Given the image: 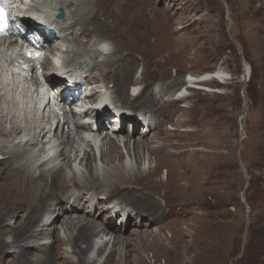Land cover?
<instances>
[{
    "label": "bare ground",
    "instance_id": "6f19581e",
    "mask_svg": "<svg viewBox=\"0 0 264 264\" xmlns=\"http://www.w3.org/2000/svg\"><path fill=\"white\" fill-rule=\"evenodd\" d=\"M19 2L18 0L15 3L18 4ZM104 2L105 0H34V6L36 10H44L48 18L54 21L55 29L63 33V41L68 43V50L63 58L64 66L71 67L76 61L82 60L84 68L81 71L89 74V72L93 73L92 71L98 68L96 75L93 74V80L95 81L94 84L98 83L97 79L101 82L97 86H92L91 89L100 96L103 89L106 88L111 92L113 100L119 101L122 107H132L144 112L149 119L148 130L145 129V125L142 122V126H138L139 121L135 118L123 117L122 122L124 125L117 137H104L101 139L94 137L92 140L87 141L83 139V136H78L75 141L76 150L69 157L62 156L61 151L57 152L53 157L43 160L42 154L47 152L46 146L49 144H52L50 148H55L56 146L55 143L46 140L48 122L44 116L45 111L42 110L43 100L38 97L37 93L32 92L33 87L36 85L34 79L22 88L19 84L21 81L19 76L8 70V58L20 50L16 39L9 37L0 39V153L2 154L0 156V187L4 191L7 187L9 189V195L0 190V208L5 206L3 209L5 213L4 211L0 212V264H97V260L101 257L104 249L110 244L112 246L111 252L99 264H133V253L130 248L134 244H137L142 251L140 253L137 247L138 256H134V260L137 259L140 263L144 261L142 256L144 249L141 248L142 246H146L150 250L156 248V256H153L155 259L160 256L159 251L165 248V236L161 232L172 225L171 221L160 226V229L155 231L154 238L151 241L148 240V237L143 236L147 232H144V234L137 233L139 224L136 220L139 219L138 215L140 213H146L150 218L148 223L151 230L153 229V223L162 222L167 213L165 209L167 203L165 204L164 201L163 206L162 201L159 200L160 198L154 197L155 191H158L155 187L156 183H152V185L146 184L149 177L159 174L162 168L161 163L158 162L157 166L153 167V169L150 168L149 172L147 169L140 167V164L143 161L145 162V160L149 162L159 161L158 155L160 153L167 154L169 157L183 159L187 150L180 149V151L177 150L178 152L175 153L171 152L166 146L172 143L171 146L177 148L178 139H180L179 134L177 132L163 133L165 132L163 126L170 123V118L175 116V110H179L175 107L181 108L180 101L189 98L187 91L192 89L191 87L193 86L191 84H196L194 88L208 91L201 88V86L208 82L219 81L224 84L228 82L221 69L205 72L204 74L209 76L208 80L204 79V74L200 76L192 74L183 80L180 77L168 80L170 75L166 73L165 78L160 83L158 82L159 85L154 84L155 86L150 89H143L138 94H134L133 92L136 91V88L144 84V62L142 61L143 68L141 74L137 77V83L130 85L128 78L132 75L130 73L135 70L136 65L132 63L131 56L126 58V54L122 52L124 47L122 48L121 45V41L124 40L122 38L127 39L128 33L121 38H115L113 35L99 33L101 32L99 31L100 28L107 29V25L99 24L95 28V24L99 23L101 19L103 21L107 20L105 16H102L105 13V10L102 9ZM60 7L66 10V17L57 20L55 16ZM86 21L89 22L87 23ZM119 21L121 23L122 19L119 18ZM139 22L141 21L139 20ZM75 24L76 26L80 25V27H75ZM138 24L136 25L137 27ZM135 27H132L133 30ZM84 31L88 33L86 34ZM205 35L206 33L201 34L200 37L203 39L207 36ZM88 36H90V39ZM72 37L73 42L71 41ZM105 38L110 39L113 44L112 49L107 54H104L100 47L101 43H103L102 40ZM180 43L168 45L171 56L176 52V46L181 47L183 45L182 48H185V45L182 42ZM148 45H151V43ZM173 45L175 46L173 47ZM60 49L63 48H56L57 51ZM48 51L50 52L45 62V67L51 69V67H56L58 64L54 58L56 56L55 49L48 48ZM163 52V47H158L152 53L151 62L154 61L153 58H157L156 60L162 58ZM52 54L53 57L50 56ZM145 57L149 58L148 54ZM248 70L244 75L245 79L248 78ZM112 73L114 75L111 76ZM52 80L60 83L54 77H52ZM181 81L183 86L175 92L173 90L174 87L179 86ZM28 98H31L34 103L33 110L26 109L25 104ZM145 100L150 101L149 104L151 106L140 104L141 101ZM64 102L67 103L66 100ZM158 103L168 104L173 108V110L168 108L164 111V113L169 115V118L166 114L160 113L161 109H153L156 108L153 105ZM190 106H187L188 110L196 108L194 105ZM246 108L248 109V105H246ZM105 112L109 111L106 109ZM84 113H92L93 117H98L100 114L97 112L93 114V111L89 110L84 111ZM163 117L166 118L163 120ZM131 119L132 121H130ZM243 121L245 122L244 118ZM126 122H133L134 128L124 133L125 126L130 124ZM80 123L78 122L79 127L81 126ZM139 130H141L140 135H137ZM190 133L198 136L199 130ZM243 133H245V128ZM173 136H178V138L174 140ZM196 140L197 142H202L201 139ZM96 147L101 149V159H98L96 153L95 155L93 154ZM84 150L85 152H83ZM77 152L82 155L79 163L77 162L79 155ZM135 164L137 166H133ZM164 167L167 168V176L164 180L158 179L159 182L157 184L160 188L165 189L172 185L177 187V189L185 188L191 191L190 187L187 189L183 185L180 184L181 186H179L177 184L178 175L176 170H172L167 166ZM182 168L191 169V166L184 164ZM193 180V187L196 189L195 182L199 180V177L195 174ZM100 193L105 194V197L108 198H116L119 204L128 207V215L125 212L114 213L112 207L107 206V199L106 201L96 199ZM165 197L164 194L162 198ZM25 206H28V208L24 211L19 221H16L12 226L7 223L8 220L16 219V214L23 211ZM84 207L85 210L82 211ZM99 208H101L100 211ZM69 213L73 214V216ZM118 214L121 215V220L118 221L116 218L117 222L114 224V215ZM128 226L132 229L127 237L124 235V231L128 229ZM172 229L171 247L176 249V257H178L182 252H185V246H180L182 242L178 236L179 232L182 234L183 232L179 231L178 227ZM188 232L194 234L191 239L196 243L197 239H199H196L195 235L197 234L191 232L190 229ZM134 235H137V238L133 239ZM91 236L92 239H96L94 242L99 245L96 258L94 259L85 257L90 244L86 247L81 246V242L91 240ZM104 237L106 239H103ZM99 238H101V241L96 242ZM162 239L163 241H161ZM94 244L91 247H94ZM8 250L12 259L10 263L5 261V255ZM73 255H76L77 258ZM198 256L199 253L195 257Z\"/></svg>",
    "mask_w": 264,
    "mask_h": 264
},
{
    "label": "rangeland",
    "instance_id": "374dc122",
    "mask_svg": "<svg viewBox=\"0 0 264 264\" xmlns=\"http://www.w3.org/2000/svg\"><path fill=\"white\" fill-rule=\"evenodd\" d=\"M121 1L105 0L102 8L105 13L102 16H105L108 21L101 19L102 22L100 20L96 23L95 28L99 24L107 25V29L100 28L99 33L113 35L115 38H121L128 33V40L123 37L121 45L122 48L124 47L122 52L126 54V58L131 56L132 63L136 65L128 78L130 85L137 83V77L143 68L142 61L145 66V80L142 84L144 89L159 85L166 73L170 75L168 80L176 77L183 80L192 74L200 76L205 72L221 69L228 82L224 84L215 81L203 84L206 90L210 88L218 91L197 88L189 90V98L180 101L181 108L175 107L180 112L175 110V116L170 118V123L163 126L165 130V132L162 131L163 133L177 132L179 134L177 148L172 147V143L166 146L175 153L180 149L187 150L183 159L160 153L159 161L145 160L140 164V167L149 172L150 168L153 169L158 162L161 163L162 168L159 174L149 177L145 182L147 185L156 183L155 187L158 191H155L154 197L160 198L163 206L164 201L168 206L165 205L167 213L164 220L153 223L152 230L148 223L150 218L146 213H140L139 219L136 220L139 224L137 233L147 232L143 236L151 241L160 226L170 221L172 225L161 232L165 236V251L160 250V256L155 259L153 256H156L157 249L150 250L142 246L144 261L140 263L137 259L134 260V256H138L137 247L140 253L142 251L137 244H134L130 248L133 253V264H264V0ZM119 18L124 24L122 21L120 23ZM154 19H157V22ZM151 23L155 24L152 26ZM75 27L80 25L75 24ZM132 27H135L134 30ZM84 33L88 32L84 31ZM205 33L207 36L205 35L206 37L202 39L200 36ZM159 34L163 35L162 38ZM88 38L90 39V36ZM180 42L185 45V48H182L183 45L176 46V52L171 56L168 45H176ZM158 47H163V56L158 60L153 58L154 61L151 62L152 53ZM146 54L149 58L145 57ZM95 69L92 71L94 75L99 70ZM247 69H249L248 78L245 79ZM97 81L101 82L98 79ZM182 84L181 81L173 90L178 91ZM149 102L145 100L140 104L151 106ZM188 105H194L196 108L188 110ZM246 105H248V114L244 122ZM153 107H156L153 108L156 110L161 109L160 113L166 114L168 118L169 115L164 111L168 108L173 110L168 104L158 103ZM128 109L133 112L139 111L132 107ZM165 118L163 117V120ZM244 128L245 133H243ZM195 130H199L198 136L190 133ZM140 132L141 130L137 135H140ZM124 133H127V130ZM172 138L176 140L178 136ZM196 139H201L202 142H197ZM95 153L98 156L96 151L93 154ZM184 164H189L191 169L182 168ZM164 166L176 170L177 184L187 189L190 187L191 191L185 188H178V190L172 185L165 189L160 188L157 184L158 179L164 180L167 176V168ZM195 174L199 177V180L195 182L196 189L193 187ZM0 190L9 195L8 187L5 191L0 187ZM164 194L166 197L162 198ZM100 201H106V199H100ZM4 207L0 208V212L4 211ZM27 208L28 206H25L23 211L16 214V219L8 220L7 223L14 225L22 218ZM84 210L85 207L82 208V211ZM120 216L119 214L115 216L114 224L117 219L121 220ZM176 227L183 232V234L178 233L182 242L180 246H185V252L178 257L170 241L171 230ZM131 229L128 226L124 235L127 236ZM187 229L198 235H195L196 239L199 238L196 243L191 239L194 234ZM137 235L132 238H137ZM99 240L101 241V238ZM94 243L92 236L91 240L81 242L83 247L90 244L86 258H96L97 249L91 247ZM111 248L110 244L104 249L97 264L105 259L111 252ZM198 253L199 256L195 257ZM73 256L77 258L76 255ZM11 260L8 250L5 261L10 263Z\"/></svg>",
    "mask_w": 264,
    "mask_h": 264
},
{
    "label": "clouds",
    "instance_id": "9594fccd",
    "mask_svg": "<svg viewBox=\"0 0 264 264\" xmlns=\"http://www.w3.org/2000/svg\"><path fill=\"white\" fill-rule=\"evenodd\" d=\"M110 42H112L110 39L108 40V43H110ZM104 54H107L106 52L104 53ZM83 61L81 60V63H82ZM83 64H84V62H83ZM67 68H69V67H67ZM88 74V73H87ZM91 74H93V73H91V72H89V75H91ZM54 78L55 79H58L59 81H60V78H59V76H54ZM51 83H55V84H57V85H61L62 83L60 82V83H57L56 81H53V80H51L50 81ZM90 85L92 86V84L90 83ZM192 85V84H191ZM195 86H193V87H191V88H194V87H196V84H194ZM141 86H143V85H140V86H138L137 88H139V87H141ZM137 88H136V90H137ZM201 88H204V89H206V86H201ZM208 90H210V91H217V90H213V89H208ZM92 91H94V90H92ZM132 92V91H131ZM135 92L136 91H134L133 93L135 94ZM188 92V91H187ZM189 93V92H188ZM187 93V94H188ZM99 94H97V92H95V97L96 96H98ZM73 103H75V104H78V105H80L81 104V99H79V100H76V101H74ZM89 103H92L91 101H89ZM91 106V105H90ZM113 106H115V107H117V109H118V112H119V115H116L115 113H114V111H113ZM89 108H91V107H89ZM109 110V112H105V110ZM93 111H94V109H93ZM105 113V115H106V117H107V119L108 120H106V119H104V118H101V119H99V122L96 124V125H92L93 127H94V129L93 130H91V132H87V134H83V135H78V136H83V137H85V138H83V139H85L86 140V137H87V135H89L91 138L89 139V140H92L94 137H97V138H104V137H117V134L121 131V129H122V127H123V122H122V119H123V117H128V118H134L135 117V115L136 114H138L139 112L138 111H136V112H133L132 110H130V109H128V108H124V107H122L121 105H120V102L119 101H114L113 100V98H112V100H110V101H108V100H103V110H100L99 112L98 111H95L94 113ZM97 118V117H96ZM99 118V117H98ZM132 119L130 120V121H132ZM114 123H116V124H114ZM126 123H130L129 125V127L127 128V126H126V128L124 129V131H128V130H133V128L131 129V127H132V125H134L133 124V122H126ZM85 127V128H84ZM115 127H117L118 128V130H116L115 129ZM84 131V133H85V131H87L88 130V128L86 127V125H82V126H80V127H78V133H80L81 131ZM77 136V137H78ZM74 140L76 141L77 139H76V137L74 138ZM89 140H87V141H89ZM122 142H124L123 140H122ZM47 148V147H46ZM62 151V150H61ZM61 151H59V152H61ZM95 151L98 153V158L99 159H101L100 158V151H101V149H100V147H96L95 148ZM83 152H85V150L83 151ZM77 153H79V155H78V159H77V162L79 163L80 162V157L82 156V155H80V152H77ZM62 156H63V152H62ZM42 157L43 158H45V157H48V159L50 158V156H49V150L47 149V152L46 153H44V154H42ZM95 163V162H94ZM128 165H130L129 163H128ZM79 167V166H78ZM77 168V167H76ZM77 170H78V168H77ZM116 199V198H115ZM106 204H108V202H106ZM124 207H126L125 205H124ZM123 211V209L122 210H120V211H118V212H122ZM113 212L114 213H117L116 211H114L113 210ZM128 215V214H127ZM114 216H116V215H114ZM143 216H145V215H143ZM147 217V216H146ZM148 220H149V218H148ZM94 241L96 240V239H93ZM98 241V240H97ZM99 245L97 244V243H95L94 244V247H95V249H97V247H98ZM93 247V248H94ZM96 253H97V250H96Z\"/></svg>",
    "mask_w": 264,
    "mask_h": 264
},
{
    "label": "water",
    "instance_id": "95a60500",
    "mask_svg": "<svg viewBox=\"0 0 264 264\" xmlns=\"http://www.w3.org/2000/svg\"><path fill=\"white\" fill-rule=\"evenodd\" d=\"M247 114H248V109L246 108V114L244 116V119H246Z\"/></svg>",
    "mask_w": 264,
    "mask_h": 264
}]
</instances>
